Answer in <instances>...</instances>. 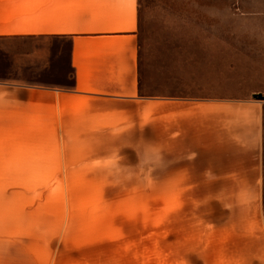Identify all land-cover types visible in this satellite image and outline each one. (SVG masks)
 Masks as SVG:
<instances>
[{
    "label": "rangeland",
    "instance_id": "rangeland-1",
    "mask_svg": "<svg viewBox=\"0 0 264 264\" xmlns=\"http://www.w3.org/2000/svg\"><path fill=\"white\" fill-rule=\"evenodd\" d=\"M139 4L141 101H80L70 41H0V264H264L257 228L172 160L205 78L264 90V0ZM7 49L35 57L12 68Z\"/></svg>",
    "mask_w": 264,
    "mask_h": 264
},
{
    "label": "crops",
    "instance_id": "crops-1",
    "mask_svg": "<svg viewBox=\"0 0 264 264\" xmlns=\"http://www.w3.org/2000/svg\"><path fill=\"white\" fill-rule=\"evenodd\" d=\"M139 26V0H0V41H70L75 76L69 89L80 92V101L142 100ZM5 53L12 68L35 57ZM10 80L0 83L16 79ZM236 82L228 74L205 78L204 88L183 100L172 160L181 162V183L203 184L206 204L211 197L227 224L243 226L242 232L256 227L264 248V100L254 98L264 90L224 91Z\"/></svg>",
    "mask_w": 264,
    "mask_h": 264
},
{
    "label": "trees",
    "instance_id": "trees-1",
    "mask_svg": "<svg viewBox=\"0 0 264 264\" xmlns=\"http://www.w3.org/2000/svg\"><path fill=\"white\" fill-rule=\"evenodd\" d=\"M141 77L142 76H141V70H140L139 93H140L141 97H146L148 95H145V94L142 93V91H143V82H142V78Z\"/></svg>",
    "mask_w": 264,
    "mask_h": 264
},
{
    "label": "water",
    "instance_id": "water-1",
    "mask_svg": "<svg viewBox=\"0 0 264 264\" xmlns=\"http://www.w3.org/2000/svg\"><path fill=\"white\" fill-rule=\"evenodd\" d=\"M254 98H255V99H258V100H264V97H263V95H261V94H256V95H254Z\"/></svg>",
    "mask_w": 264,
    "mask_h": 264
}]
</instances>
